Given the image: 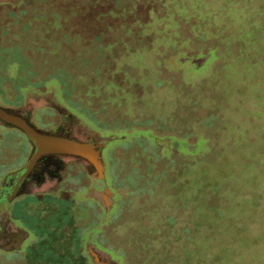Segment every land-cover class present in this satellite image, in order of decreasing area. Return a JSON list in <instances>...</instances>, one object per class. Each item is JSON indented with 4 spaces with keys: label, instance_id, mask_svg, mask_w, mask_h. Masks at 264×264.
<instances>
[{
    "label": "rangeland",
    "instance_id": "rangeland-1",
    "mask_svg": "<svg viewBox=\"0 0 264 264\" xmlns=\"http://www.w3.org/2000/svg\"><path fill=\"white\" fill-rule=\"evenodd\" d=\"M46 92L127 136L106 160L121 198L102 214L79 175L73 204L16 200L32 236L0 264H54L77 236L79 264L89 242L118 264H264V0H0V105Z\"/></svg>",
    "mask_w": 264,
    "mask_h": 264
},
{
    "label": "flooded vegetation",
    "instance_id": "flooded-vegetation-1",
    "mask_svg": "<svg viewBox=\"0 0 264 264\" xmlns=\"http://www.w3.org/2000/svg\"><path fill=\"white\" fill-rule=\"evenodd\" d=\"M5 107L18 111L22 119L55 139L53 143L48 144L60 142L63 145L62 152L50 149L53 146L48 145L40 149L22 130L0 125V128L13 135L10 142L15 147L9 149L7 155L17 161V165L6 172L1 182L0 229L6 226L7 230L15 227L27 231L29 235L21 249L32 235L21 225L23 222L15 211L16 200L21 199V204H26L25 207L47 199H62L64 202L72 203L64 195L70 190L65 188V185L69 184L71 178L81 175L87 177L91 186L93 185L88 199L100 207L102 214H111L115 210L117 204L114 200L120 199L121 196L111 185L112 176L106 160L111 151L109 144L115 140L126 141L123 138L125 135L120 137L118 134H108L102 129L91 127L71 108L56 101L52 92L29 94L24 102ZM92 156H100V164H93ZM86 246L92 264L94 262L89 246H94L107 254L112 262H117L106 248L99 247L96 242H89Z\"/></svg>",
    "mask_w": 264,
    "mask_h": 264
},
{
    "label": "water",
    "instance_id": "water-1",
    "mask_svg": "<svg viewBox=\"0 0 264 264\" xmlns=\"http://www.w3.org/2000/svg\"><path fill=\"white\" fill-rule=\"evenodd\" d=\"M205 58H202L200 62H204ZM0 125L15 127L27 134L29 139L40 149H44L48 146H53L50 149L56 150L58 152H62L63 145L60 142H57L54 145H50L48 143H53L55 141L54 138L43 134L41 130H39L34 124L30 123L27 120L22 119L18 111L0 105ZM65 152H70L69 150H65ZM93 164H100V156L95 157V160L92 159ZM103 170V168H102ZM11 230V231H10ZM7 230L6 226H2L0 229V250L4 251H15L20 250L23 242L28 237L29 233L23 229L12 228ZM90 255L93 258L94 264H104L106 262H110V257L104 252L96 249L94 246H89ZM112 264H117V262H112Z\"/></svg>",
    "mask_w": 264,
    "mask_h": 264
},
{
    "label": "trees",
    "instance_id": "trees-1",
    "mask_svg": "<svg viewBox=\"0 0 264 264\" xmlns=\"http://www.w3.org/2000/svg\"><path fill=\"white\" fill-rule=\"evenodd\" d=\"M115 7V6H114ZM111 8L108 10V13L112 12H117L119 13L118 10L115 8ZM124 139H127V136H123ZM82 236H77L75 239L72 241V244L69 246L65 247V250L67 251V254L64 256H53V263L54 264H79V261H81V254L79 253V248L81 247L82 244ZM30 250H28V253L30 254ZM44 254V253H43Z\"/></svg>",
    "mask_w": 264,
    "mask_h": 264
},
{
    "label": "bare ground",
    "instance_id": "bare-ground-1",
    "mask_svg": "<svg viewBox=\"0 0 264 264\" xmlns=\"http://www.w3.org/2000/svg\"><path fill=\"white\" fill-rule=\"evenodd\" d=\"M92 159H93V160H95V157H94V156H92Z\"/></svg>",
    "mask_w": 264,
    "mask_h": 264
}]
</instances>
